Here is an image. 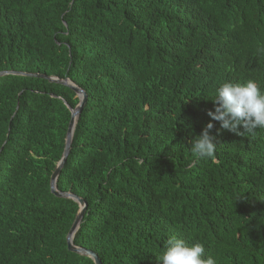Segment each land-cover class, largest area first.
I'll return each mask as SVG.
<instances>
[{
  "label": "trees",
  "instance_id": "obj_1",
  "mask_svg": "<svg viewBox=\"0 0 264 264\" xmlns=\"http://www.w3.org/2000/svg\"><path fill=\"white\" fill-rule=\"evenodd\" d=\"M24 73L28 75L8 74ZM0 264H264V0H0ZM67 105H66V104Z\"/></svg>",
  "mask_w": 264,
  "mask_h": 264
},
{
  "label": "water",
  "instance_id": "obj_2",
  "mask_svg": "<svg viewBox=\"0 0 264 264\" xmlns=\"http://www.w3.org/2000/svg\"><path fill=\"white\" fill-rule=\"evenodd\" d=\"M4 74H6V73H0V75H4ZM8 74L28 75V74H24V73H12V72H9ZM34 76L46 79L50 82L61 84L65 87L71 89L76 94V96L79 98V103L75 109H72L70 106H68L65 103L71 112V119H70L68 129L66 132L65 145H64V150H63L61 160L57 164V167H56L55 171L53 172L51 179H50V191L55 197L73 200L79 206V210H78V213L76 215V218H75V220H74V222H73V224H72V226H71V228L67 234V238H66L68 251L71 253L80 255V256L87 257V258L91 259L94 264H102L99 257L95 253H93L87 249L77 247L74 245L75 235L80 228L83 217L85 216V213H86L87 208H88L87 203L83 199H80L71 193H62V192H59L57 190V181L59 178V174H60L62 168L64 167V165L67 161L68 155L70 153L74 129H75L77 120H78L82 110L85 107V104L87 101V94L85 93V91L78 88L76 85H74L72 82H70L67 79L66 80H60V79H57L55 77H46V76L39 75V74H36Z\"/></svg>",
  "mask_w": 264,
  "mask_h": 264
}]
</instances>
